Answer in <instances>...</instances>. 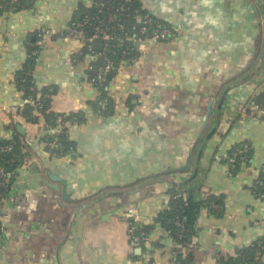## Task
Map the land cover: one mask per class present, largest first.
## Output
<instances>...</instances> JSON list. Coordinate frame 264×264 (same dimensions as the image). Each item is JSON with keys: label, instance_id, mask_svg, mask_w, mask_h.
<instances>
[{"label": "crops", "instance_id": "0c3cea01", "mask_svg": "<svg viewBox=\"0 0 264 264\" xmlns=\"http://www.w3.org/2000/svg\"><path fill=\"white\" fill-rule=\"evenodd\" d=\"M93 1L32 0L0 13V139L18 133L25 152L0 192V264H219L236 256L264 237V199L254 190L264 165V109L240 113L263 90L264 65L221 107L218 99L259 59L261 0H140L172 33L134 43L105 87L106 112L89 80L97 55L67 33ZM32 49L28 89L47 97L50 111L80 119L68 128L72 148L65 154L49 151L55 130L42 117L17 115L28 101L17 77ZM200 133L187 169L165 172L187 161ZM241 145L249 154L232 167L230 152ZM195 169L180 187L147 183L183 182ZM177 189L195 201L221 202L199 209L185 244L158 219ZM131 224L148 229L139 247L131 245Z\"/></svg>", "mask_w": 264, "mask_h": 264}, {"label": "trees", "instance_id": "16d2710c", "mask_svg": "<svg viewBox=\"0 0 264 264\" xmlns=\"http://www.w3.org/2000/svg\"><path fill=\"white\" fill-rule=\"evenodd\" d=\"M32 0H0V13L7 9H20L25 8L30 5ZM94 2H97V0H94ZM95 4L89 6V7H83L79 10V12L75 15L74 19H81L86 14H90L92 16L98 15L99 17H103L107 19L109 16V13H112V9L109 7L99 8L94 6ZM128 11H130V18L134 20V16L136 13L135 10L139 11L138 13L145 15L149 14L152 19L151 26H156L157 24H166V22L159 20L155 16L151 15L149 10H146L142 7L140 0H131V4L128 6ZM131 19V20H132ZM126 27L128 26V22L126 20L124 21ZM167 25V24H166ZM168 26V25H167ZM120 38L124 37L125 35H136L135 32L132 29L123 30L120 32H117ZM171 36V35H170ZM169 36V37H170ZM168 37V38H169ZM121 45V41H113L110 44V52H105V54L110 58L115 65H118L119 63L127 60L130 56L134 53V45L133 43H126ZM126 44H128L129 48L131 47V54L123 57L121 55L122 47H125ZM33 62V59H27L28 67H25V69L19 73L17 77V82L20 85V88L24 90V95L28 99L26 104L23 106V116L25 119L29 122H36L39 118L33 114V101L36 100V94L35 92H32V90L28 89L27 81L30 80V75L27 74V71L29 70V65ZM99 61H95L94 66H100ZM114 72H111L107 75L106 81L101 86H98V91L100 92V97L104 98L108 104V107L110 106L109 99L106 96V90L105 87L109 83V81L114 76ZM29 98L31 100H29ZM42 108V117L46 125L50 126V128H55L57 123L56 119L58 117L62 118L63 120H71L75 119L76 122H79L80 119L75 114H57L48 109V99L47 97H40L39 98ZM253 105H260L264 106V88L263 90L255 96L253 100ZM47 110V111H46ZM107 111V110H106ZM105 111V112H106ZM58 140L60 142V149L55 154H65L70 151L72 148V143L68 139V134L65 130L61 131L58 134H53L52 136L48 137V140ZM10 144L12 146V149L10 151L0 152V166H2L5 170H9L12 172L13 177L16 174L17 168L20 167V165L23 163V160L25 158V152L23 150V142L20 139V136L18 133H15V135L11 139H0V146ZM240 149V146H238ZM244 145H241V148H243ZM248 148V147H247ZM236 149V148H235ZM233 149L230 153H233L235 151ZM54 153V152H53ZM244 154L248 155V151H246ZM229 155V154H228ZM13 179V178H12ZM11 184V183H10ZM10 186V185H9ZM9 186L5 189H0V192L6 191ZM258 192H264V186L258 187L256 189ZM212 204H217L218 206H221V202L216 199L213 196H208L206 200L201 201H195L192 199V197L189 195H185L184 190L177 189L174 190L171 194V199L169 203V207L167 210L161 212L158 215V219L163 225L165 226L167 232L171 236V238L179 243L185 244L186 242H189L191 236L195 233V219L197 216V213L199 209L202 206H211ZM208 206V207H209ZM139 231H143L148 235V229L147 228H139L137 227L136 233L138 234ZM258 241H261L264 243V237L257 240L254 244L245 247L244 249H241L236 256L228 259H221L219 261V264H262L260 262L261 256L264 254V250L261 251V255L258 259L254 257L255 252L259 250V246L257 244Z\"/></svg>", "mask_w": 264, "mask_h": 264}, {"label": "built area", "instance_id": "2783aa9c", "mask_svg": "<svg viewBox=\"0 0 264 264\" xmlns=\"http://www.w3.org/2000/svg\"><path fill=\"white\" fill-rule=\"evenodd\" d=\"M99 8L109 7L112 9V13H109V16L107 19L103 17H99L98 15L92 16L90 14H86L81 19H74L69 28L67 29L68 35H70L73 38L80 39L85 43V46L87 50L90 52H93L97 55V60L101 62L100 66H93L91 68V72L89 75V80L92 84L98 88V86H101L105 83L107 75L111 72H114V74L117 73L119 66L115 65L113 61L108 58V56L105 54V52H110V44L113 41L120 40L121 45L126 43H134L141 40H166L172 33V30L169 26L166 24H157L156 26H151L152 19L149 14L142 15L138 13L139 11L135 10L134 12L136 15L134 16V20L132 17L130 18V11H128V5L131 4V0H97V2H94L91 4ZM90 5V6H91ZM132 19V20H131ZM128 22V26L126 27L125 21ZM132 29L136 35H125L124 37L120 38L117 32ZM41 32H39V35ZM100 38L102 40V47L99 51H95L93 48L92 42L94 39ZM132 48L126 44L125 47H122L121 55L123 57L131 54ZM35 51L29 50L27 53V59H33L35 55ZM111 81V80H110ZM109 81V82H110ZM29 100H31L29 98ZM97 103L99 106L100 111H106L108 108V104L104 98L100 97V92L98 91V98ZM33 114L35 116L42 117V112L40 111L42 108V104L39 100V98H36L35 101H33ZM23 109L24 107H18L17 108V115L23 116ZM256 109H264V106L260 105H245L240 108V113L245 116L249 112L256 110ZM47 111V110H46ZM43 119V117H42ZM56 127L53 128L55 130V133L58 134L61 131L65 130L68 131V128L71 126L78 125V122H76L75 119L71 120H63L62 118L58 117L56 119ZM46 127L50 128V126L46 125ZM49 151L51 153H57V151L60 149V142L58 140H48L46 142ZM12 149V146L10 144H5L0 146V152L10 151ZM246 151H248L247 145H244L243 148L236 149L229 157L228 162L232 167H235L238 163L243 161L246 157V154H244ZM13 178V174L9 170H5L2 166H0V189L7 188ZM264 186V165L260 169L259 175L255 179L254 184V190L255 194L261 198L264 199V192H258L256 189L258 187ZM214 208L217 206L212 204ZM2 228L0 227V233L2 232ZM137 230V227L133 224H131L128 228L129 236L131 245L133 247H139L144 242L148 241V235L143 232L139 231L138 234H135ZM259 246V250L255 252L254 257L258 259L261 255V251L264 250V243L261 241L257 242ZM261 262V259H260Z\"/></svg>", "mask_w": 264, "mask_h": 264}, {"label": "water", "instance_id": "95a60500", "mask_svg": "<svg viewBox=\"0 0 264 264\" xmlns=\"http://www.w3.org/2000/svg\"><path fill=\"white\" fill-rule=\"evenodd\" d=\"M261 8H262L263 16H264V0H261ZM255 9H256V8H255ZM256 10H257V9H256ZM92 45H93V47H94L96 50L99 51V50L101 49V47H102V40H101L100 38H96V39L93 40ZM263 62H264V45H263V48H262L261 54H260L259 59L257 60V62H256V64H255V66H254V67H253V68H252V69H251L246 75H244V76L238 78V79L235 80L233 83L228 84V85L224 88V90L222 91V94H221L220 98L218 99V105H219V107H221V103H222L224 97L228 94V92H229L232 88H234V87H236L237 85H239L241 82H244V81H246L247 79H249L250 77H252L253 74H254V73H255V72H256V71L262 66ZM210 106H211V103L208 105L207 115H208V113H209ZM206 124H207V120H205L204 127L206 126ZM18 130L23 131V128L20 127V126H18ZM200 135H201V133L199 134V136H198L197 139L195 140V142H194V144H193V146H192V148H191V151H190L189 154H188V159H187V161H186L182 166H179V167H177V168H170V169H167L165 172H173V171H178V170H185V169H187L188 163H189L190 159H191L192 156H193L194 149H195V147H196V145H197V143H198V141H199V139H200ZM195 171H196V169L194 170L192 176H190L187 180H184L183 182H174L170 177H161V178H158L157 180H152V181L147 182V183H154L155 181H163V180H166V181L171 182L174 186L180 187V186H182L184 183H186V182H188V181H190L191 179L194 178L193 176H195ZM118 193H122V192H113V193H109V195H111V194H118ZM101 198H102V197H101ZM98 199H100V198H98ZM98 199L93 200V201H90V202H87V203H85V204H83V205L77 207V208L72 212V214H71V220L73 219V217L75 216V214H76L77 212H79L80 210H82V209H84V208H86V207L92 205V204L95 203ZM70 223H71V221H70ZM139 249H140V248H138V251H139Z\"/></svg>", "mask_w": 264, "mask_h": 264}, {"label": "rangeland", "instance_id": "374dc122", "mask_svg": "<svg viewBox=\"0 0 264 264\" xmlns=\"http://www.w3.org/2000/svg\"><path fill=\"white\" fill-rule=\"evenodd\" d=\"M263 45H264V40H263ZM263 65H264V63H263ZM263 65L261 66V68H263Z\"/></svg>", "mask_w": 264, "mask_h": 264}]
</instances>
